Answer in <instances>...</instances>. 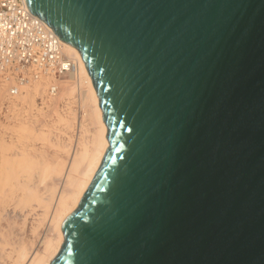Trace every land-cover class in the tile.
<instances>
[{"label": "water", "instance_id": "water-1", "mask_svg": "<svg viewBox=\"0 0 264 264\" xmlns=\"http://www.w3.org/2000/svg\"><path fill=\"white\" fill-rule=\"evenodd\" d=\"M24 1L107 140L50 264H264V0Z\"/></svg>", "mask_w": 264, "mask_h": 264}, {"label": "bare ground", "instance_id": "bare-ground-1", "mask_svg": "<svg viewBox=\"0 0 264 264\" xmlns=\"http://www.w3.org/2000/svg\"><path fill=\"white\" fill-rule=\"evenodd\" d=\"M63 51L75 62L76 71L63 76L39 75L20 88L16 96L10 95L5 84H0V104L2 102V106L13 116H19V123L15 126L18 128L19 142L26 138L31 140L35 136L42 140L49 138L48 131L44 129L46 126H42L43 121L39 123V115L49 110L56 111L54 114L58 116V124L65 126L63 129L60 127L62 130L77 127V134L73 138L61 139L56 133L55 141H50L64 151V157L53 159L51 163L45 160L44 153L35 155L27 146L18 147L14 153L12 151V156L19 157V160L2 159L4 163L0 166V186L8 188L1 195L0 202L3 203L7 197L19 192L17 203L32 209L33 202H36L44 210L39 223L46 221L43 230L33 232L35 238L30 246L24 242L15 249L16 264H50L54 259L63 241V223L77 208L107 148L98 98L84 62L74 48L64 43ZM54 88L56 91H52ZM38 98L41 100L39 103ZM60 102L62 106L68 107L63 114L56 110ZM52 128L61 131L57 126ZM34 129L37 133H34ZM7 150V146L0 140V152Z\"/></svg>", "mask_w": 264, "mask_h": 264}, {"label": "built area", "instance_id": "built-area-1", "mask_svg": "<svg viewBox=\"0 0 264 264\" xmlns=\"http://www.w3.org/2000/svg\"><path fill=\"white\" fill-rule=\"evenodd\" d=\"M76 70L63 43L32 16L24 0H0V84L10 95H18L39 75L63 76Z\"/></svg>", "mask_w": 264, "mask_h": 264}, {"label": "rangeland", "instance_id": "rangeland-1", "mask_svg": "<svg viewBox=\"0 0 264 264\" xmlns=\"http://www.w3.org/2000/svg\"><path fill=\"white\" fill-rule=\"evenodd\" d=\"M40 101L41 100L38 98L37 102L39 103ZM62 105L63 104H61V102L58 103L57 109H56L61 114H63V112L66 109H68V107H65ZM74 107L77 108L76 105H74ZM45 111H47V109H45ZM54 113H56V111L53 110V112L52 111L50 112V110H49L48 112H44V113L39 115V120H40L39 123L41 124L43 121L42 126L45 125L46 127L44 129L46 131H48V133H49V138L47 140H42L39 137L35 136L36 138L33 137V138H31V140H29L30 138L29 139L26 138V139L19 142L17 139L18 138L17 137L18 136V128L15 127L16 124L19 123L17 120L19 116H15V115L13 116L12 113L8 112L5 109V107L2 106V102H1V104H0V140H1V142H3L7 146L8 150L4 152L5 154L0 152V156L2 155L0 157V166L2 167V163H4L2 159L8 160V161H15V160L17 161L20 159L19 157L12 156V154L19 149L18 147L22 148V147L27 146L29 149H31L33 151V154H35V155H39L41 153H44L45 154V160L48 163H51V161L53 159H57L60 156L64 157V151L60 150L59 147L54 146L53 142H50V141H55V139H56L55 135H57V134H58V137H60L61 139H66V138L68 139L69 137L73 138L77 134V132H76L77 127L74 126L72 128H69L68 130L67 129L62 130L63 128H65V126H61V124L60 125L58 124V120H57L58 116H57V114H54ZM52 119L54 121H52ZM52 126H54V127L57 126L58 128L61 127L62 129L60 128L61 131L55 130L54 128H52ZM34 131H33L34 133H37L35 129H34ZM63 131H65L66 134ZM70 131H71V133H70ZM37 138H39V139H37ZM18 142L21 146L18 144ZM12 151H13V153H12ZM1 167H0V175H1V171H2ZM0 187H1L0 188V192H1L0 197H1V195L4 193V191L8 187H6V186L5 187L0 186ZM15 194H13L14 196L12 195L10 197H7L5 199V201H3V203L0 202V229H1L0 230V264H12V262L14 264H16L15 259L17 256L14 253H16L15 249L18 247V245L26 242L25 244L28 243V245L30 246V243H32L31 241H34V238H35L33 232H39L40 229L43 230L45 227L44 225H45L46 221H42L41 224L39 223V219H41V215H43L42 212H44L43 208L39 207L36 202H35V204H34V202H33V204L31 203L33 205L32 209L30 206H28V207L26 206V208H25V206L18 204L19 198H20L19 197L20 193L17 192ZM9 198H12V199L9 200ZM8 203L11 206L8 205ZM24 210H25V212H24ZM7 212H9V213H7ZM13 214H15L16 216L15 215L13 216ZM18 217H19V219H18ZM48 221H49V219H48ZM34 230H36V231H34ZM6 234H8V235H6ZM7 241H8V243H7ZM10 241H11V243H10Z\"/></svg>", "mask_w": 264, "mask_h": 264}]
</instances>
